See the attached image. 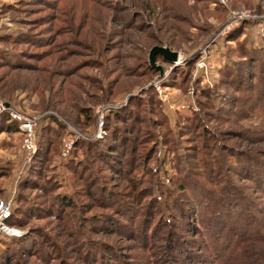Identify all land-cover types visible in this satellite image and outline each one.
<instances>
[{
    "label": "rangeland",
    "instance_id": "rangeland-1",
    "mask_svg": "<svg viewBox=\"0 0 264 264\" xmlns=\"http://www.w3.org/2000/svg\"><path fill=\"white\" fill-rule=\"evenodd\" d=\"M5 34L24 35L21 43L0 44L1 50L21 51L17 68L0 58V101L36 119L39 132L28 156L25 135L0 126V200L12 203V214L22 193L20 207L26 209L31 200L40 208L22 216L23 230L7 225L22 236L31 231L37 247L5 264H102L103 253L85 254L81 233L93 245L110 248L115 258L109 264H180L184 257L186 264H193V257L201 264H232L235 231L251 239L264 217V194L255 174L243 168L264 165V65L244 46L264 47V0H0V35ZM156 46L176 52L177 61L158 54L152 65ZM197 105L200 120L187 122L184 115ZM52 119L71 125L72 137L42 134ZM168 121L177 123L176 136ZM79 136L78 141L96 139L107 147L92 154L97 170L77 171L73 178L61 163L66 140ZM170 142L189 155L182 179ZM35 163L31 184L23 178ZM54 171L65 179L61 192L76 189L86 227L56 212L46 182ZM153 178L164 189L178 179L193 200L195 188L209 191L211 204L198 206L201 230L195 229L190 207L186 213L188 204L180 207L182 214L170 198L163 207ZM221 200L224 208L215 205ZM235 209L250 221L232 214ZM169 212L173 226L161 223L150 256L136 233L144 236L145 227ZM98 214L115 218L135 237L112 222L99 228ZM246 252L254 264H264V245Z\"/></svg>",
    "mask_w": 264,
    "mask_h": 264
},
{
    "label": "trees",
    "instance_id": "trees-1",
    "mask_svg": "<svg viewBox=\"0 0 264 264\" xmlns=\"http://www.w3.org/2000/svg\"><path fill=\"white\" fill-rule=\"evenodd\" d=\"M4 8L9 9V8H11V6L8 5V6H5ZM23 35L24 34H20L17 36H13L11 34H5L2 36L0 35V44L5 43L6 41L13 43V44H16L18 42L21 43L22 42L21 39L23 38ZM244 46L248 50L249 53H251V54L257 53L258 54L257 56H259V60H261V63H262L261 65L263 66L264 65V55H263L264 47L256 49L253 47L248 48L246 45H244ZM20 52L15 48H11V49L4 48V50L0 49V58L4 59L6 61V64L9 67L17 68L18 66H20L19 64L21 61V53ZM261 65H260V67H262ZM223 69L227 70V69H230V67L226 66ZM235 69H237V68H235ZM213 91H214L213 92L214 94H218V95H215L218 98V101H221L223 99V95H221L220 93H215V92H217V91H215V89ZM261 100H263L262 104H261V110H264V96L262 97ZM259 101H258V103L260 104L261 101L260 102ZM257 107H259V105ZM218 109H219V106H218ZM202 113H203L202 109L199 107V105H197L196 111H193L192 113H189V114L184 115V116H185L187 122H195V121H197L198 118L200 120V116L202 115ZM111 116H112V118L118 117L119 113L116 112L114 115L112 113ZM50 122L47 121L43 124L44 128L42 127L43 128L42 134L49 132V134L51 136H53L54 138H58V137L63 138L64 135L67 136V134H68L67 133V125L65 123L57 121L55 119H52ZM81 124L83 127L85 126L84 122ZM0 126H5V128H14V129L19 130L18 125L15 122H11L7 116H3L0 118ZM168 126H169V129H170V132L172 133V135L176 136L178 134V131H179L178 127H177V123L175 125H172L171 122L168 121ZM42 134L39 136V141L41 140ZM157 139L158 138L155 137V140H157ZM104 145L107 147V145L105 143H101V142H99V140H96V139H92L90 141L84 140V139H80L79 141L77 140L76 150H75L76 152L74 153V155L71 158L63 161L61 164H62V166L65 165V167L70 170V173H71L73 178L77 174V171H79L80 173H84V172L90 171L92 169L97 170V168H95V164L93 163L94 162L93 158L96 156L93 157L92 154L94 152L98 154V149L104 148ZM49 146H51V145H49ZM168 146H169V148L173 147L172 152L174 154H176L177 160L180 161V164H181L180 169H182V170H180L179 173H180V178L182 179L183 178L182 176H184V174H186L187 170H188L186 159L188 158L187 156H189V155L185 151H184V153H182L184 148H181L179 145H171V142H170V143H168ZM158 148H160V147H158ZM158 148H157V150H158ZM94 155H96V154H94ZM160 156H161V150L159 151V157ZM247 162L250 163V161H247ZM247 162L242 161V163H247ZM253 162H255V161H253ZM249 165H250V167L246 168V165H245V166H243V168L246 169L248 175L253 177V175L255 174V176H254L255 180L260 186L259 187V193L262 192V194H264V169H263L264 165L263 166L262 165H259V166L256 165L257 167L251 166V164H249ZM36 166H37V164L35 163L34 167H31V166L29 167V169L33 168V169H31L32 170L31 171L32 176L29 174V170H27V172L24 175L25 179L23 178V180H25V181L28 180L29 183H31V184H33L35 182L33 177L37 176L36 172L38 169L35 168ZM253 170H254V172H253ZM260 172H263V173H260ZM46 182L49 184V188H51L54 192V199H52L51 203H53V205L56 206V208H57L56 212L57 213L63 212V213H65L64 216H67V217L72 218V219L76 218L77 222L75 223V226H79V228H81L83 226L86 227L85 225H87V220L84 222L85 219H84V215H83V208L80 205L81 203L79 202L76 189L65 190L64 192H61L63 185H65L64 184L65 179L63 178V180H61V176L58 173H56L55 171L52 173V178L51 177H50V179L47 178ZM152 182L155 183V187L161 188V190L163 192L165 200L162 196L161 197L158 196L157 199H159V201L162 203L164 208H166V206L168 205L167 204L168 198L175 201L174 208L176 206V208L179 211V214H182L180 207L182 205L185 206V204H188L189 205L188 207L185 206V211H186V213H188L189 210L186 208L190 207L191 214L193 213L192 214V217H193L192 221L195 222L194 223L195 229L197 228V231L201 230V228H200L201 227V219H199V216H198L199 215L198 206H199V204L201 206L204 204L206 206H209L211 204L212 197L211 198L208 197L209 196L208 190H205L203 187L195 188L194 194L197 195L196 196L197 198L195 197V199L193 200V197L191 196V194H190L191 197H189V198H187L184 195V194L189 195V193L186 191V187L184 185H182L178 179L177 180L174 179L172 188H166V189L162 188L161 185L159 183H157L156 178H153ZM261 186H263L262 187L263 189L261 188ZM74 188H75V186H74ZM231 194H233V192L228 191V196H230ZM22 197H23V193H22ZM22 197H21L20 201H23ZM153 199H155V198H153ZM179 200L182 202L181 205L180 204L177 205L178 203H180ZM20 201H18V205L16 208L13 207L14 208L13 214L11 213V217L7 221V225H9V227H11V228L13 227V228L23 230L24 227L22 226L23 225V221L21 219L22 216L23 215L26 216L27 214H28L27 216H29V214H31L33 211L39 210L40 208L36 203H34L33 201L30 200L28 202V207L26 209H23L22 207H20ZM217 201H218L217 199H215V200L213 199V202L216 203ZM152 202H154V200H152ZM224 203H225V201L221 200L219 202L220 205L218 203L215 205L220 206L221 208H224L221 206ZM172 210H173V207H172ZM119 211H121L122 213L125 212L126 217H128V218L130 217L131 213L129 211L126 212V208L122 207L119 209ZM235 212H237V209L232 211V214L240 215L242 217V219L243 218L245 219V223H248V221H250L249 218H246L249 216V214L245 215L243 217V215H242L243 211L239 212V213H235ZM260 213H261V209L259 208V214ZM227 214L229 215L231 213H227ZM188 215H189V213H188ZM97 216L98 217L95 219V221H98V223H99L98 227L99 228H100V224H102L101 227H103V226L107 227V225H108L107 223L112 222V223H114L116 230L119 231L120 233H122L124 235H128L130 237H131V235L135 237L134 230H131V228H128V227L121 226L120 224L116 225L115 222H117V221H114V220H116L115 218H112V219L107 218L104 214H98ZM169 216L171 219L168 220L167 217H169ZM172 218H175L173 216L172 212L166 213V214L162 215L160 220L155 221V225L151 224V226L149 225V226L145 227V229L147 228L146 229L147 233H145L144 236H142L140 234L138 235L136 233L137 239L140 238L142 246H144V245L146 246V252L149 253L150 256L153 254V252L150 250L153 249V247H154V244H155L154 238H156L155 234H157L159 227L161 226V223L162 224H168L169 226H173L174 220ZM119 223L128 224L127 222H124V221L119 222ZM241 232H242L241 229H239L238 231H235L234 235L237 236V241L233 242L234 245L235 244L236 245H235V250H234L232 256H230V257L228 256L230 258L229 260L231 261L230 263H232V264H246V263L254 264L256 262V260L253 257H251L249 255V252L247 253L246 250H248V248H253L258 243H259V246L264 245V217L262 218V221H259V229L256 232V236L252 237L251 239H246L247 235H245V237H240ZM209 233H211V232L209 231ZM85 235L86 234L81 233V241H82L81 244L84 245V248H85L84 250L86 251L85 254H87V252L91 253V254L103 253L101 256V258H103L102 264H109L110 261H108V259H110V257L112 256V255L109 256L110 248L108 249L106 247H102L103 243H101L99 241H98L100 243L99 245L98 244L93 245L92 244L93 241L91 239H88L87 236H85ZM205 240H207V239L205 238ZM143 241L144 242L146 241L148 244H145ZM36 247H37L36 238L33 236L31 231L28 232V234L21 236V237L1 235L0 236V264H5L9 260L10 257H16L19 255L29 254V253H31V251L35 250ZM99 247H100V250H98ZM110 253L112 254L113 252L110 251ZM261 255L264 256V252L263 253L261 252ZM94 256L95 255H92V257H94ZM152 256H154V255H152ZM113 257L115 258V256H112V258ZM256 257H259V255H257ZM183 259H182L180 264H186L185 262H183ZM11 260H13V259H11ZM11 260H9L7 263H10ZM144 260H145V258H144ZM145 261H148V260H145ZM176 261H178V260H176ZM184 261H185V259H184ZM154 262H155V260L152 261V264ZM257 262H259V261H257ZM192 263L193 264H201V261H200V259L193 257ZM146 264H148V262H146Z\"/></svg>",
    "mask_w": 264,
    "mask_h": 264
},
{
    "label": "built area",
    "instance_id": "built-area-1",
    "mask_svg": "<svg viewBox=\"0 0 264 264\" xmlns=\"http://www.w3.org/2000/svg\"><path fill=\"white\" fill-rule=\"evenodd\" d=\"M107 112L108 111L105 112V116L108 114ZM3 116H7L11 122H15L18 125L19 130L25 135L24 141L22 143L23 149L25 150L28 156H31L36 150L35 141L36 135H38L39 132L38 122L36 121V119L26 116L11 107H8L7 104L2 103L0 101V118ZM67 128L73 133V127L71 125L67 124ZM71 132H69L67 135L69 138H71L74 134H72ZM98 137H100V134H97V138ZM79 138L80 136L75 137L73 141L66 140L64 145L65 153L63 159L67 160V158L70 157V154L73 150L72 147ZM11 213L12 203L0 200V235L20 237L23 235L21 232L15 234V232L17 231L13 230V232L12 229L7 227V221L10 219Z\"/></svg>",
    "mask_w": 264,
    "mask_h": 264
},
{
    "label": "water",
    "instance_id": "water-1",
    "mask_svg": "<svg viewBox=\"0 0 264 264\" xmlns=\"http://www.w3.org/2000/svg\"><path fill=\"white\" fill-rule=\"evenodd\" d=\"M158 54L175 62L178 59V54L176 52H171L168 47L156 46L150 52V62L152 65L155 63V58ZM158 69L161 71V75L163 76L164 68L158 67Z\"/></svg>",
    "mask_w": 264,
    "mask_h": 264
},
{
    "label": "bare ground",
    "instance_id": "bare-ground-1",
    "mask_svg": "<svg viewBox=\"0 0 264 264\" xmlns=\"http://www.w3.org/2000/svg\"><path fill=\"white\" fill-rule=\"evenodd\" d=\"M13 231V230H12ZM14 232V231H13ZM18 232H15V234H17Z\"/></svg>",
    "mask_w": 264,
    "mask_h": 264
}]
</instances>
